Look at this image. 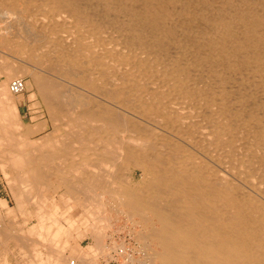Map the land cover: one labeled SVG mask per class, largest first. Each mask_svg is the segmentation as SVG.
<instances>
[{
	"label": "bare ground",
	"instance_id": "1",
	"mask_svg": "<svg viewBox=\"0 0 264 264\" xmlns=\"http://www.w3.org/2000/svg\"><path fill=\"white\" fill-rule=\"evenodd\" d=\"M0 47L31 61L62 128L38 143L19 131L7 81L30 71L3 64L0 167L38 222L30 238L0 221L2 243L33 242L37 264H96L104 248L136 262L99 232L109 210L139 226L148 264H264V0H0ZM75 225L90 252L64 248Z\"/></svg>",
	"mask_w": 264,
	"mask_h": 264
},
{
	"label": "rangeland",
	"instance_id": "2",
	"mask_svg": "<svg viewBox=\"0 0 264 264\" xmlns=\"http://www.w3.org/2000/svg\"><path fill=\"white\" fill-rule=\"evenodd\" d=\"M5 20H7V17L6 18L5 17L1 18V23H4ZM25 61H27V62H25ZM29 62H31V61L28 60L25 56L17 54L14 50L12 51L10 48H7V47H0V85H2L1 83L4 81V75L1 72V69L3 68V64L4 65L11 64V65H15V66H17V65H26V66H28V70L30 71V73L22 72V73H20L18 75L15 74V75L10 76L8 81H7V87L9 89L11 81L13 79H15V78H23L24 79V81H25V89L21 93H16L15 94V93H12L10 91L12 96H13V102H15L16 106H17L16 115H18L17 116L18 117V123L20 122L19 125H18V127L20 129L19 128L18 129L21 132H25L26 131L25 127L26 128L30 127L32 129L34 127H36L34 129L37 130V131H34V132L30 131V132L26 133V135H27L26 138H28L30 141H31V139L33 141L35 139L36 140L35 142L38 143L39 140L41 139V137L43 139L46 135L49 136V137L54 135V134L59 135L60 133H62V131H61L62 128L60 127L59 124L56 125V123H54V120H52L51 112L49 110L47 102L45 101V99L43 98L41 93L39 92V90L37 88V85L35 84L36 83L35 78L33 77L32 73H31V72H34L36 69H35V67L32 66L33 64L29 63ZM30 95H31V97H30ZM19 120H22V123ZM19 131H18V133L20 134ZM1 159L2 158H0V160ZM0 165H1V162H0ZM1 169H2V167H0V200L1 199H5L6 202H7L8 207H4L1 204V202H0V217H1L0 221H2V220L3 221L4 220L5 221L6 220L13 221L12 223L14 225H16V224H18V225L15 226L16 229H14V228H11V229L12 230H17L18 229L20 231L21 228H23L24 232H23V234L21 233L23 229L20 231V233H18V230L17 231H12L11 230V232H13V234L15 232V234H17L18 236H21V235L22 236H24V235L28 236L30 233L28 232L27 229L31 226L30 224L34 225V224H36L38 222L37 221L38 219L35 217V213H36L35 209H37V205L35 204V202L38 203V201H35L33 203L30 200H26L25 201L24 206L21 207V209H20V210H22L25 207L24 208L25 210L24 209H23L24 211L22 210L25 215L22 214L23 213L22 211L21 212L17 211V210H19V209H17L18 205L15 203L14 200H16V199H15V197H13L14 195L12 196L13 193L11 194V192H12V189L15 188V187L17 189H19L20 185L18 184V186H16L17 185L16 184V185L12 186L10 180L6 176H4V172H2L4 170L3 169L1 170ZM136 179H139V174H137ZM11 186L13 188H11ZM43 188H45V189L47 188L46 189L47 196H45L43 198H40V199L43 201V203H45L47 205V207L50 206V208H51V207L54 206L55 202H58V204L60 206L59 210L62 209L61 210L62 212L68 210L67 207H65L66 205L68 206V203H67L68 200H66L67 197H64L66 195H63L64 194V192H62L63 190L54 192L53 189H51V188L49 189L46 186H43ZM34 204L36 206H34ZM79 204H77L78 206H76V210L74 209V210L71 211L73 214L76 213V211H77V213L86 212V208L81 204V202H79ZM27 207H29L30 209L33 208V211H32V209L30 211H28L29 208L27 210L26 209ZM34 207H36V208H34ZM26 210L28 211V214L30 212V214H29L30 217H27L28 214H27ZM37 211H38V209H37ZM108 212H109V215L107 214ZM105 213L107 214V215L105 214V218L107 217L108 220L109 219L110 220L109 221L108 220L105 221L104 217L103 218L101 217L100 219H103L102 220V224L105 225L104 223H106V226L103 227V225H102V227L100 228V231H99V228L95 229V231L97 230V231L101 232V234L104 233V235H105L104 238L106 239V242L108 244L112 243L113 237H114L116 242H118V243L120 242L119 244H123L124 245V243H125L124 246H126L128 248L129 253L132 254L133 257H135L134 259H136L135 260L136 262L131 261V258H129V260L125 259L126 257L121 256L119 254L116 255L117 257L115 256V258L114 257L112 258V257L109 256V252L107 253V250L105 248L102 251L99 250L100 252H95L94 254H92L90 256L91 259L95 258L94 260H95L96 264H148V263L153 262L154 260H151L150 258H146V254L149 255L153 251L151 249V247H147L149 245H146L142 240L137 239L136 232L139 229V226L136 227V228H131V230H130L129 226L132 227L133 225L131 224V222L129 220L123 218V217H125L124 215L120 216V219L118 221V218H116V217L113 218L112 217V216L115 215L113 212L111 213V211H109V210L107 211L106 210ZM112 214H114V215H112ZM33 215H34V217H33ZM8 218H10V219H8ZM5 221H4V223H5ZM77 221L81 222L82 221L81 217H79L77 219ZM107 222H109V223H107ZM1 223H3V222H1ZM8 223H9V225H12L11 222H7L5 224H8ZM107 224H108V226H107ZM111 224H113V225H111ZM14 225H12V226L14 227ZM1 226H3V224ZM76 226H77L78 229L76 228ZM83 227H84L83 225H75V226H73V228L71 227L69 229L70 232H71L69 234L73 235L74 237H76V235L79 236V237H76V240L73 239V238L70 239V242H69L71 244V246L69 245L70 247L68 245L66 246L65 242H63V244L61 242L58 245L57 244L56 245L53 244V245L58 247L57 249H63V248H60V247H62V245H63V247L66 246L64 248L67 249L68 252H70V249L72 247H74V249L77 250L76 246L80 247L84 252L85 251L90 252L91 250H90V247H89L88 244H90L92 242V238H91L92 235H90V230L88 232H83L85 230L84 229L85 227L84 228ZM126 227H128L129 230ZM31 229L29 228V230H31ZM105 229H107V230H105ZM133 229H135L136 232ZM104 230H105V232H104ZM31 231H33V230H31ZM76 231H78V234L76 233ZM27 232L29 234H27ZM132 232L133 233L135 232V233L133 234ZM81 233H84V234L83 235H79ZM44 234H45V232H44ZM66 234L68 236V233H66ZM32 235L30 234L29 237L31 238V236H32L34 238L35 237L34 233ZM71 235H70V237H71ZM111 236H112V238H110ZM66 237L63 236V238H65V239L69 238V237L68 238H66ZM133 238H135V239H133ZM2 240H3V237H1V240H0L1 241L0 242V264H29V263L33 264V262H35V264H37L36 261L39 260V259L35 257L36 258V261H35L34 256L32 255L33 256L32 257L31 254H30L31 252H33V249H32V245H33L32 243L33 242L32 243H30L31 241L28 242V245H30L29 247H28V245L25 246V247H21L18 244V242L15 243L17 241L15 239H10V240L6 241V243H2ZM29 240H32V239H29ZM123 241H124V243H123ZM77 243H78V245H77ZM11 247H12V250H11ZM18 247H20V248H18ZM26 247H28V248L26 249ZM56 247L55 248L51 247V249L52 250L54 249L57 252L58 250L56 249ZM152 247H155V245L152 244ZM8 248H9V250H7ZM137 249H139V250H137ZM23 250H24V252L26 251V253H24ZM42 250H44V249H42ZM52 250H50V251H52ZM54 250H53V252H54ZM104 250H105V252H104ZM50 251H48L46 249L43 251V252L47 253V254L43 253V258L44 259H46V260H51L52 259L53 260V258H54L53 256L56 254V252L53 253V252H50ZM112 251H113L112 252L113 254H116V252H114V250H112ZM22 252L24 254H27V255L24 256V254ZM49 252L51 254L53 253V255H50V258H47V255L49 254ZM139 252L142 253V254H140ZM5 254H6V256H5ZM33 254H35V251H34ZM45 256H46V258H45ZM140 256H142V257L140 258ZM143 258H146L148 260L144 259L145 260V262H144V260H142ZM31 261H33V262L31 263ZM137 261H139L140 263H137ZM146 261H148V262H146ZM155 261H157V260H155Z\"/></svg>",
	"mask_w": 264,
	"mask_h": 264
},
{
	"label": "built area",
	"instance_id": "3",
	"mask_svg": "<svg viewBox=\"0 0 264 264\" xmlns=\"http://www.w3.org/2000/svg\"><path fill=\"white\" fill-rule=\"evenodd\" d=\"M13 92L20 93L25 89V81L23 78H15L10 83Z\"/></svg>",
	"mask_w": 264,
	"mask_h": 264
}]
</instances>
